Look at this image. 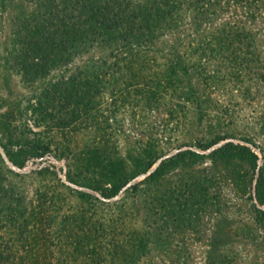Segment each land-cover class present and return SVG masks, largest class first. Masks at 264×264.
<instances>
[{"label":"rangeland","instance_id":"1","mask_svg":"<svg viewBox=\"0 0 264 264\" xmlns=\"http://www.w3.org/2000/svg\"><path fill=\"white\" fill-rule=\"evenodd\" d=\"M18 2L0 0V264H264V25L245 23L246 49L211 51L239 9L198 36L185 18L74 94L106 48L51 51L25 78L6 61Z\"/></svg>","mask_w":264,"mask_h":264},{"label":"trees","instance_id":"2","mask_svg":"<svg viewBox=\"0 0 264 264\" xmlns=\"http://www.w3.org/2000/svg\"><path fill=\"white\" fill-rule=\"evenodd\" d=\"M19 1L15 4L18 10L11 17V49L6 61H10L25 78L38 76L35 67L51 61V51H66L67 59L72 60L76 55L83 54L86 48L95 45L106 48V52L103 50L104 55L101 53L95 58L87 57L85 62L90 71L85 68V73L79 71L71 75L69 80L74 94H95L93 84L102 80L97 72V68L101 67L97 65L99 61L103 60L106 64L108 58H112L111 63L115 65L121 61L118 60L120 53L131 55L135 48L139 50L144 45L149 48L161 33L170 30L175 32L185 18H189L193 28L190 32L198 36L197 30L206 23L211 26L221 11L228 7L239 9L240 17L233 16L220 25L221 29L210 33L214 35L216 45L211 51H240L242 45L246 49L254 45L257 35L252 31L254 27L264 25V0H23L25 4ZM5 7L6 2H3L2 9L5 10ZM246 22L251 23L252 30L247 28ZM202 33L204 35V30ZM179 40L180 37H177L172 41L174 45L169 52L178 58ZM201 49L204 48L194 51ZM180 65L181 62L176 58L167 63V68L172 74ZM220 149L227 154L249 150L245 145L232 142L224 143ZM192 153L180 152L176 158L185 160ZM162 166L156 171L160 172ZM256 198L259 203L264 202V182L261 177L256 186Z\"/></svg>","mask_w":264,"mask_h":264},{"label":"water","instance_id":"3","mask_svg":"<svg viewBox=\"0 0 264 264\" xmlns=\"http://www.w3.org/2000/svg\"><path fill=\"white\" fill-rule=\"evenodd\" d=\"M4 157H5V156H4ZM5 161H6L7 164L12 165L11 162L9 161V159H7L6 157H5ZM12 166H13V165H12Z\"/></svg>","mask_w":264,"mask_h":264}]
</instances>
